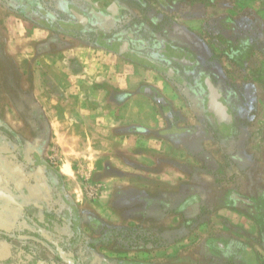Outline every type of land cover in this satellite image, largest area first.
Listing matches in <instances>:
<instances>
[{
    "label": "crops",
    "instance_id": "0c3cea01",
    "mask_svg": "<svg viewBox=\"0 0 264 264\" xmlns=\"http://www.w3.org/2000/svg\"><path fill=\"white\" fill-rule=\"evenodd\" d=\"M157 1L113 50L0 0V264H264V6Z\"/></svg>",
    "mask_w": 264,
    "mask_h": 264
},
{
    "label": "trees",
    "instance_id": "16d2710c",
    "mask_svg": "<svg viewBox=\"0 0 264 264\" xmlns=\"http://www.w3.org/2000/svg\"><path fill=\"white\" fill-rule=\"evenodd\" d=\"M116 1L121 7V11L118 15H113L103 7L94 6L88 2L85 3L88 4L89 9H91L87 12L88 18L85 20L86 18L79 16L74 10H72L75 8L74 6L69 10L68 8L64 9L60 4L57 5V7L62 9L63 12L68 13V17H65L54 13L45 5H39L36 7V5H34L35 3L31 1V4H28L30 3L29 0H6L8 4L15 7L23 15L40 26L62 35L85 38L94 44L113 50L119 47V44L122 43V41H126L127 43L133 42L136 39H139L144 33V24L142 21L129 22L132 9L127 1ZM134 1L136 2L135 6H139V8L146 5L145 0H133V2ZM58 2L59 0H57L56 4H58ZM81 7L82 6L78 8L83 10L84 7ZM217 24L222 25L223 23L219 19ZM209 30L212 32L211 29ZM52 39L58 43H63L59 36L55 35ZM126 229L128 230V228L124 227L104 225V241H110L118 233L120 234L123 231H126ZM135 229L138 228H130L129 230Z\"/></svg>",
    "mask_w": 264,
    "mask_h": 264
},
{
    "label": "rangeland",
    "instance_id": "374dc122",
    "mask_svg": "<svg viewBox=\"0 0 264 264\" xmlns=\"http://www.w3.org/2000/svg\"><path fill=\"white\" fill-rule=\"evenodd\" d=\"M33 2L35 3L34 5H45L47 7L50 8L51 11H53L54 13H57L59 15L68 17V13L63 12L62 9H60L59 7H57L55 0H29V2ZM127 3L130 5V8L132 9V12H130V16L131 18L129 19V22L131 21H141L139 16H144V14L148 11H150L151 9H155L157 8V0H145L146 1V5L141 6L139 8V6H135V1L133 2V0H126ZM180 2L185 1V0H179ZM28 3V4H31ZM169 2H172V0H169ZM189 2V0L187 1ZM218 3H225V6H232L235 3H241V4H245L247 3L248 5H253V6H264V0H193V2L191 4L188 5L187 8H185L184 10L186 11H193L196 14H199L198 16H200L203 19L209 18L208 20H206V26H205V30L207 32H210L209 29H211L212 33L217 32L215 35L216 36H225L226 34H228L229 32H231L230 28L229 30L227 28L224 27V24L222 25H218L217 23L219 22L218 17H211L212 12L209 13L208 11V7H211L210 5H214V4H218ZM182 4V3H180ZM179 4V5H180ZM180 7V6H179ZM134 8H139L140 12H134ZM235 8V7H234ZM181 8L177 9L180 11ZM239 10V9H238ZM162 11V10H160ZM176 12V11H175ZM264 15V11L262 13ZM237 16H240L241 19L244 21L245 19L243 18H247L246 21H244L243 25H244V30H247L248 32H250V34L253 35L254 38H256L255 36H257L258 38H262V36H264V28L262 27V23H261V18L258 17L254 10L251 9V7L247 8L242 15L237 14ZM228 30L229 32H226V30ZM243 30V31H244ZM63 36V35H62ZM65 38H67V36H64ZM84 40H87L85 38H82ZM224 65V63H223ZM235 65L231 64V67L229 66V73L231 74V78L233 81H235V83H241L242 86H238V88H244V87H248L251 86L252 84L243 76H239V71L235 70ZM250 78V77H248ZM56 149H53V153L55 154V161L58 163L60 158H61V154H60V150L59 147L55 146ZM94 199V198H91Z\"/></svg>",
    "mask_w": 264,
    "mask_h": 264
},
{
    "label": "water",
    "instance_id": "95a60500",
    "mask_svg": "<svg viewBox=\"0 0 264 264\" xmlns=\"http://www.w3.org/2000/svg\"><path fill=\"white\" fill-rule=\"evenodd\" d=\"M84 1H87L88 3H90V4L94 5V6L103 7L106 11L112 13L113 15H118L120 13V11H121V7H120L119 3L116 0H84ZM73 10L79 16H82V17L86 18L85 14L82 13V11L79 8H74ZM215 100L218 103V105L221 106L222 110L227 112V115L230 118L231 117V112H230V110L228 108V105L225 102V100L222 97H218ZM217 115H218V113H217ZM61 254H62V257L69 262L70 259H68V257H65L63 252H61ZM70 261L72 262V260H70Z\"/></svg>",
    "mask_w": 264,
    "mask_h": 264
},
{
    "label": "flooded vegetation",
    "instance_id": "af4514ba",
    "mask_svg": "<svg viewBox=\"0 0 264 264\" xmlns=\"http://www.w3.org/2000/svg\"><path fill=\"white\" fill-rule=\"evenodd\" d=\"M55 2H57V0H55ZM76 2H77V5H78V7L80 8V6H82L81 8H83V10H81L82 11V13H84L85 14V16H86V19L85 20H87V18H88V14H87V12H85L84 10H86V8L85 7H87L88 6V4H85V3H87V1H84V0H59V2H58V4H56V5H62L63 6V8L64 9H66V8H68L69 10H71V7L73 8V6L75 7V8H78L77 7V5H76ZM10 5V4H9ZM39 5L37 4L36 5V7H38ZM70 7V8H69ZM73 10V9H72ZM77 14V13H76ZM207 84H204V83H202V84H200V88H203V87H205ZM210 93V92H209ZM209 93L207 92V91H202L201 89H198L197 91H194L193 92V96L195 97V101H199V99L201 100V99H203L204 98V96H205V98L206 97H208L209 96ZM208 109V108H207ZM206 109V106H203V109L202 110H200L201 112V114L203 115V116H205L206 114H205V110H207ZM207 113H208V111H207ZM205 114V115H204Z\"/></svg>",
    "mask_w": 264,
    "mask_h": 264
},
{
    "label": "built area",
    "instance_id": "2783aa9c",
    "mask_svg": "<svg viewBox=\"0 0 264 264\" xmlns=\"http://www.w3.org/2000/svg\"><path fill=\"white\" fill-rule=\"evenodd\" d=\"M100 193V188L99 187H93L89 189V194L91 197L96 198Z\"/></svg>",
    "mask_w": 264,
    "mask_h": 264
}]
</instances>
